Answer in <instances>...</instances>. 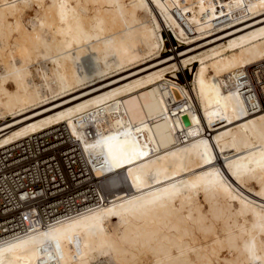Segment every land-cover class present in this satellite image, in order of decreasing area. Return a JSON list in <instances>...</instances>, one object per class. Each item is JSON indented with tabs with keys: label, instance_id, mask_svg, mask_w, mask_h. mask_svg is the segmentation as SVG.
I'll list each match as a JSON object with an SVG mask.
<instances>
[{
	"label": "bare ground",
	"instance_id": "bare-ground-1",
	"mask_svg": "<svg viewBox=\"0 0 264 264\" xmlns=\"http://www.w3.org/2000/svg\"><path fill=\"white\" fill-rule=\"evenodd\" d=\"M262 58L264 0H0V147L66 122L112 189L0 264H264V108L232 82ZM90 111L107 130L87 140Z\"/></svg>",
	"mask_w": 264,
	"mask_h": 264
},
{
	"label": "built area",
	"instance_id": "built-area-1",
	"mask_svg": "<svg viewBox=\"0 0 264 264\" xmlns=\"http://www.w3.org/2000/svg\"><path fill=\"white\" fill-rule=\"evenodd\" d=\"M168 31L173 35L169 33L172 41H183L173 30ZM232 82L248 111L264 108V58L241 66L233 74ZM83 121V136L87 140L107 130L92 111L84 114ZM104 165V157L87 152L83 139L66 122L0 147V244L110 200L105 181L96 173Z\"/></svg>",
	"mask_w": 264,
	"mask_h": 264
},
{
	"label": "rangeland",
	"instance_id": "rangeland-1",
	"mask_svg": "<svg viewBox=\"0 0 264 264\" xmlns=\"http://www.w3.org/2000/svg\"><path fill=\"white\" fill-rule=\"evenodd\" d=\"M36 14V11H35V8L33 7H29L25 13H24V22L26 23V25L28 26L29 23H28V20L32 19ZM163 33H164V36H165V39H166V45H165V48L162 50V55H168V54H179L180 51L186 47V42H178L174 37V40L172 41L170 38H169V33L171 34V31H168V29L164 28L163 29ZM172 35V34H171ZM173 36V35H172ZM87 58V59H86ZM85 58V63H87L89 61L88 64H92L91 63V59L88 58V56H86ZM150 57L146 58V59H149ZM89 59V60H88ZM146 59L144 60V62L146 61ZM155 59H159V57H156ZM153 59V60H155ZM153 60L149 61V62H152ZM142 62L141 65H137L136 67L135 66H131L130 68H128L124 73H129V74H134L135 72H137L138 68H140V66H145V63ZM192 67H188L185 71H186V74L184 73V70H181L179 72V82L181 83H184V84H191L194 78V71L193 70H196V66H193V70L191 69ZM128 74V75H129ZM12 119V116H8V118H5V119H1L0 120V124L1 123H4L5 121H9ZM108 189H106L108 191V193H111L112 192V189L110 187H106ZM111 189V190H110Z\"/></svg>",
	"mask_w": 264,
	"mask_h": 264
},
{
	"label": "water",
	"instance_id": "water-1",
	"mask_svg": "<svg viewBox=\"0 0 264 264\" xmlns=\"http://www.w3.org/2000/svg\"><path fill=\"white\" fill-rule=\"evenodd\" d=\"M183 118H184V121H185L186 124L190 123V118H189V116L187 114H184Z\"/></svg>",
	"mask_w": 264,
	"mask_h": 264
}]
</instances>
